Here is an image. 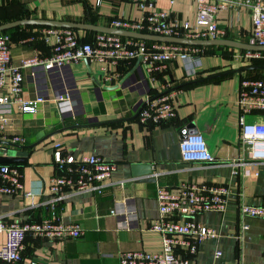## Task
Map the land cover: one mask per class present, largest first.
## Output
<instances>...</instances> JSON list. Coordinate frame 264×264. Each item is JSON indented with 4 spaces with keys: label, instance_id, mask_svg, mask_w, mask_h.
I'll list each match as a JSON object with an SVG mask.
<instances>
[{
    "label": "crops",
    "instance_id": "1",
    "mask_svg": "<svg viewBox=\"0 0 264 264\" xmlns=\"http://www.w3.org/2000/svg\"><path fill=\"white\" fill-rule=\"evenodd\" d=\"M212 3L217 0H210ZM228 5L218 12V24L227 29L224 38L247 42L252 31L249 10L241 0H221ZM168 13L170 21L196 22L197 0H156ZM143 11L134 0H0V24L24 18H43L112 25L114 18L140 19ZM44 26L22 25L9 29L12 37V63L38 55H51L54 39H43ZM76 30V29H74ZM81 40H91L96 32L76 30ZM198 75L186 78L180 58L168 65L159 78L152 79L141 58L116 59L103 64L82 58L64 67L44 70L41 66L23 68L22 98L43 96L35 113L23 112L12 104L10 125L0 134V167L8 164L22 173L23 189L14 194H0V221L22 224L39 221L52 213L50 201L52 177L58 173L54 160L57 148L74 153L80 159L97 154L117 165L103 193L66 191L58 205L64 223L79 224L83 234L73 239H49L29 234L17 264H120L125 250H162V237L151 230L159 218L156 199L158 184L176 186L229 185L230 201L224 213L205 212L200 223L214 228L219 236L199 244L193 260L198 264H264V218L242 217L239 204L259 205L264 201V160L255 165L256 178L233 177L229 165L203 161H185L180 142L183 129L201 132L211 153L219 161L238 157L240 109L238 88L242 77L256 71L223 74L247 66L253 59L241 56V49L223 46L203 47ZM104 66L107 69H104ZM203 79V80H200ZM200 80L196 83H190ZM175 90L177 117L172 122L142 124L133 117L148 97L164 90ZM0 95L10 96L9 88ZM60 100H65L60 103ZM5 108L4 105L1 106ZM64 111H62V108ZM72 113H75L74 115ZM259 110L246 115L248 121L261 117ZM73 126L71 128H65ZM65 128V129H64ZM52 136L30 149L20 150L6 142L29 145ZM14 136L25 139L14 142ZM18 151L27 152L26 162H6ZM135 164L151 165L156 181H137L132 175ZM126 181L124 187L115 182ZM3 180L0 176V185ZM32 194L28 195L27 193ZM132 196L136 214H111L116 201ZM124 210V207H123ZM129 221V227L120 224ZM242 222L249 224L239 240ZM5 234L0 233V246ZM223 251L216 257V250ZM184 255L185 252L181 251Z\"/></svg>",
    "mask_w": 264,
    "mask_h": 264
},
{
    "label": "built area",
    "instance_id": "2",
    "mask_svg": "<svg viewBox=\"0 0 264 264\" xmlns=\"http://www.w3.org/2000/svg\"><path fill=\"white\" fill-rule=\"evenodd\" d=\"M102 0H97L100 4ZM143 11L140 19L114 18L111 27L137 32L154 33L166 36L187 37L193 39L224 38L227 29L218 24V12L228 2L217 0H197L196 22L181 23L175 18L169 20L168 13L160 9L156 0H134ZM249 10L252 31L248 43L264 46V0H241ZM43 39H54L51 55H34L22 60L20 65L12 63V37L9 32H0V91L9 88L10 96L0 95V134L10 125L12 104H18L23 112L35 113L38 105L46 100L40 96L31 100L22 98L25 67L41 66L44 70L64 67L82 58L103 64L116 59L141 58L147 65L152 79L159 78L168 70V65L175 58H180L186 69V78L198 75L201 59L205 50L202 46L184 45L160 41H150L116 34L96 32L91 40L82 42L76 30L71 28L44 27ZM245 59L264 58V51L242 50ZM104 69H107L104 66ZM176 91L164 90L144 102L138 120L142 124L172 122L177 117L175 104ZM65 100H60L61 106ZM237 104L240 109V143L238 157L230 161H219L211 153L204 135L199 131L183 129L180 142L182 158L185 161H203L215 165H229L233 177L256 178L259 175L255 165L264 160V77H242L238 88ZM4 105L5 108L1 106ZM62 108V107H61ZM259 110L261 117L248 121L246 115ZM64 111V108H62ZM73 115L75 113H72ZM14 142L24 143L25 139L14 136ZM58 173L52 177L50 201L51 215L39 221H26L22 224H5L0 221V233L5 234V241L0 246V264H17L22 259V252L29 234L49 239H73L83 234L79 224L64 223L58 211V205L64 200L66 191L103 193L113 184L111 180L117 165L97 154L85 155L78 159L74 153L61 150L54 152ZM3 180L0 194H14L23 189L22 173L18 167L4 164L0 167ZM124 187L126 181L115 182ZM229 185L199 186L181 183L176 186L158 184L156 199L159 218L151 225V230L162 237V250H125L119 253L120 264H198L196 256L199 244L208 238H216V229L200 223L197 216L205 212L224 213L230 201ZM32 194L31 192L27 193ZM124 207V210H123ZM134 198L116 201L111 214L120 216L136 214ZM240 215L244 218H264V201L259 205L239 204ZM129 227V221L120 224ZM249 224L242 222L239 240ZM181 251L185 254L182 255ZM223 251L216 250V257ZM32 264H43L33 262ZM235 264H244L238 261Z\"/></svg>",
    "mask_w": 264,
    "mask_h": 264
},
{
    "label": "water",
    "instance_id": "3",
    "mask_svg": "<svg viewBox=\"0 0 264 264\" xmlns=\"http://www.w3.org/2000/svg\"><path fill=\"white\" fill-rule=\"evenodd\" d=\"M22 25H30V26H44V27H56V28H71L76 30H87V31H94V32H105V33H111L116 34L124 37H132V38H138V39H145L150 41H160V42H169V43H179L184 45H193V46H223V47H232L237 48L241 50H251V51H264V46L262 45H254L248 42L239 41L235 39H229V38H217V39H193V38H187V37H178V36H166V35H160V34H154V33H146V32H137V31H131V30H124V29H117L110 26H101V25H95L92 23H86V22H80V21H69V20H56V19H43V18H24V19H18L14 21H8L5 23L0 24V32L7 31L9 29L22 26ZM83 42V40H82ZM254 70H261L264 71V64H251L244 67H240L236 70H232L230 72H226L223 74L211 76L208 78L216 77L225 75L228 73H241L244 71H254ZM203 80V79H200ZM200 80H194L190 83H196ZM144 104L140 107V109L137 111V113L130 117L129 119L136 118L141 109L143 108ZM73 126H68L65 128H71ZM64 128V129H65ZM55 134V132L47 135L42 140L29 144V145H23L18 143H10L6 142L9 145H12L16 148H19L20 150L24 149H30L33 146L41 143L45 139L49 138ZM27 155V152L24 151H18L16 157H7L5 159L6 162H26L27 159H21V157H24ZM132 175L137 178V181H156V177L153 175L151 165L149 164H135L132 166Z\"/></svg>",
    "mask_w": 264,
    "mask_h": 264
},
{
    "label": "rangeland",
    "instance_id": "4",
    "mask_svg": "<svg viewBox=\"0 0 264 264\" xmlns=\"http://www.w3.org/2000/svg\"><path fill=\"white\" fill-rule=\"evenodd\" d=\"M253 62L254 63L264 64V58H256V59H253ZM250 76L264 77V71H261V70L260 71H256L254 74H252Z\"/></svg>",
    "mask_w": 264,
    "mask_h": 264
},
{
    "label": "trees",
    "instance_id": "5",
    "mask_svg": "<svg viewBox=\"0 0 264 264\" xmlns=\"http://www.w3.org/2000/svg\"><path fill=\"white\" fill-rule=\"evenodd\" d=\"M40 27V26H39ZM9 30H7V32H8ZM251 64H261V63H251ZM251 64H249V65H251ZM254 71H260V70H254ZM255 77H257V76H255Z\"/></svg>",
    "mask_w": 264,
    "mask_h": 264
}]
</instances>
